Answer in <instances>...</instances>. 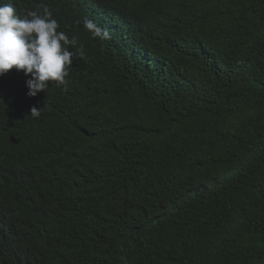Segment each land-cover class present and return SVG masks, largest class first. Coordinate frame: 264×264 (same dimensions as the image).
Returning <instances> with one entry per match:
<instances>
[{"label":"trees","instance_id":"obj_1","mask_svg":"<svg viewBox=\"0 0 264 264\" xmlns=\"http://www.w3.org/2000/svg\"><path fill=\"white\" fill-rule=\"evenodd\" d=\"M7 3L78 41L0 76V264H264V0Z\"/></svg>","mask_w":264,"mask_h":264},{"label":"clouds","instance_id":"obj_2","mask_svg":"<svg viewBox=\"0 0 264 264\" xmlns=\"http://www.w3.org/2000/svg\"><path fill=\"white\" fill-rule=\"evenodd\" d=\"M45 8L43 14L29 11L21 18L11 3L0 4V76L15 67L23 70L27 80L29 96L45 92L50 81L66 83L68 67L72 65L74 53L69 46L77 45L78 38L71 39ZM84 27L93 37L108 39L109 32L90 19L84 20ZM82 49L80 55L83 56ZM40 109L33 107L31 116L38 117Z\"/></svg>","mask_w":264,"mask_h":264}]
</instances>
